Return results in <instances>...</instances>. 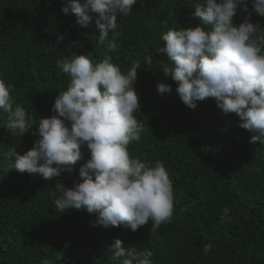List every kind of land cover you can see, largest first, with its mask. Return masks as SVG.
I'll return each mask as SVG.
<instances>
[{"label":"trees","instance_id":"obj_1","mask_svg":"<svg viewBox=\"0 0 264 264\" xmlns=\"http://www.w3.org/2000/svg\"><path fill=\"white\" fill-rule=\"evenodd\" d=\"M198 2L137 0L129 15L118 18V47L109 52L108 41L99 42L94 19L84 27L74 13L61 11L66 0H0V72L34 124L21 136L6 129V117L0 116V264H120L109 251L117 238L136 255L151 251L152 264H264V145L251 143L253 133L240 127V117L224 113L214 98L197 101L194 109L186 106L176 82L160 70L162 62L171 63L167 53L157 51L161 36L200 24L194 16ZM247 6V12L237 9L233 22L248 17L260 25L256 36H264V16L253 11L252 0ZM76 54L94 62L111 55L125 72L140 60L135 116L143 132L128 150L167 167L176 196L170 223L153 229L149 220L132 231L124 225L104 227L86 209L59 212L51 200L61 185L81 182L86 146L71 173L50 180L7 170L10 154L23 155L39 138L33 134L36 124L54 114L58 92L70 83L57 59ZM161 81L172 86L170 94L158 93ZM225 207L230 218L222 220ZM206 244L212 245L207 256Z\"/></svg>","mask_w":264,"mask_h":264},{"label":"clouds","instance_id":"obj_2","mask_svg":"<svg viewBox=\"0 0 264 264\" xmlns=\"http://www.w3.org/2000/svg\"><path fill=\"white\" fill-rule=\"evenodd\" d=\"M136 2L66 0L61 11L74 13L84 27L94 19L99 42L107 40L108 51L115 52L118 18L129 15ZM241 7L248 11L247 0H199L194 16L200 24L169 29L161 36L163 47L157 51L167 53L171 63L162 62L160 70L176 82L175 91L186 106L194 109L197 101L214 98L224 113L240 117V127L253 133L251 143L264 145V36H256L260 25L248 17L239 25L233 22ZM252 7L264 16V0H252ZM145 60L150 65L152 56ZM140 63L134 61L125 72L111 55L100 62L83 54L57 59V67L70 77V83L58 92L54 114L36 124L33 134L39 138L23 155L12 152L7 170L50 180L64 171L71 173L86 146L89 158L79 168L81 182L71 188L61 185L60 195L51 200L59 212L86 209L104 227L124 225L132 231L149 220L153 229L170 223L176 196L167 167L160 161L154 165L142 161L128 150L143 132L135 116L140 108L134 87ZM11 90L0 72L3 126L23 136L34 124L26 109L15 103ZM157 91L161 96L170 94L172 86L161 81ZM229 211L223 209L222 220L230 218ZM211 247L204 246L205 256ZM109 251L120 264H152L151 251L136 255L125 250L118 238Z\"/></svg>","mask_w":264,"mask_h":264}]
</instances>
